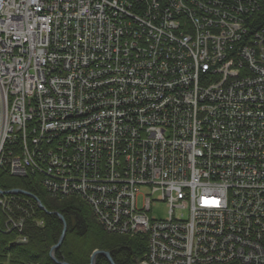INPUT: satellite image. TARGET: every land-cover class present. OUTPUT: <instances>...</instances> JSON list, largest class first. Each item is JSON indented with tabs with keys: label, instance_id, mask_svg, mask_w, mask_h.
I'll list each match as a JSON object with an SVG mask.
<instances>
[{
	"label": "built area",
	"instance_id": "obj_1",
	"mask_svg": "<svg viewBox=\"0 0 264 264\" xmlns=\"http://www.w3.org/2000/svg\"><path fill=\"white\" fill-rule=\"evenodd\" d=\"M260 5L0 0V167L145 236V264H264Z\"/></svg>",
	"mask_w": 264,
	"mask_h": 264
},
{
	"label": "trees",
	"instance_id": "obj_2",
	"mask_svg": "<svg viewBox=\"0 0 264 264\" xmlns=\"http://www.w3.org/2000/svg\"><path fill=\"white\" fill-rule=\"evenodd\" d=\"M253 31L264 28V0L260 9L249 20ZM0 188L8 191L24 189L36 195L51 212H59L66 223V235L62 244L54 250L56 258L71 264H90L94 250L109 251L116 264H140L146 260L147 240L142 236H126L108 233L98 222L92 206L81 198L53 197L42 184L39 175L18 177L0 167ZM26 207L31 217L26 218L25 229L6 232L3 223L5 210L0 207V264H58L51 257V249L59 241L64 230V222L57 214L46 213L35 200L24 195L16 196ZM22 202V203H23ZM15 212L18 210L13 208ZM23 215V213H22ZM36 221L41 224L37 225ZM27 238L19 243V236ZM96 264H111L109 259L98 254Z\"/></svg>",
	"mask_w": 264,
	"mask_h": 264
},
{
	"label": "water",
	"instance_id": "obj_3",
	"mask_svg": "<svg viewBox=\"0 0 264 264\" xmlns=\"http://www.w3.org/2000/svg\"><path fill=\"white\" fill-rule=\"evenodd\" d=\"M0 192L1 193H7V192L1 190V188H0ZM9 193H12V194H25V195H27V196H29L31 198H34L37 201L38 207L40 209L46 210V208L43 205L42 201L36 195L32 194L31 192H29L27 190L16 188V189H13V190L9 191ZM48 213L57 214L60 217V219L64 222V230H63V233L60 236L58 243L52 247V249H51V257L58 264H71V263L66 262V261H60V260H58L56 258V256H55V254H54V250L56 248H58L62 244V242L64 240V237L66 235V223H65V219H64L63 215L60 214L59 212H56L55 211V212H48ZM98 254H102V255L106 256L109 259V261H110L111 264H116L115 261L112 258L111 252L104 251V250H99V249L94 250V252L92 253L90 264H96V256Z\"/></svg>",
	"mask_w": 264,
	"mask_h": 264
},
{
	"label": "rangeland",
	"instance_id": "obj_4",
	"mask_svg": "<svg viewBox=\"0 0 264 264\" xmlns=\"http://www.w3.org/2000/svg\"><path fill=\"white\" fill-rule=\"evenodd\" d=\"M257 12H255L254 13V15L256 14ZM254 15H252L251 16V19L253 18V16ZM13 175V174H12ZM29 175H37V174H28V175H25V176H19L18 175V177H27V176H29ZM13 176H16V175H13ZM20 189V188H19ZM46 189V188H45ZM2 190V189H1ZM13 190V189H12ZM47 190V189H46ZM3 191H5V190H3ZM9 191H11V190H8V191H5V192H7V193H1L0 192V198H6V197H13L14 196V198L16 199V196H18V195H21V194H12V193H9ZM22 195H24V196H26V197H28V198H31V197H29V196H27V195H25V194H22ZM65 198H67V197H65ZM77 198V197H76ZM31 199H33V200H35L34 198H31ZM83 200V199H82ZM9 201V198H7V202ZM36 201V200H35ZM85 201V200H84ZM36 203H37V201H36ZM44 205V204H43ZM1 207H3L4 208V206H2V205H0ZM5 208H8L7 209V211H5V213L6 214H8V213H10V214H12V215H14L15 216V214H13L10 210H9V206H7V207H5ZM43 210V209H42ZM43 211H45L46 213H48V212H51V211H48L47 210V208H46V210H43ZM16 213V215L17 216H20L22 213L23 214H25L24 212H20V211H17V212H15ZM153 214L156 216V217H158V218H163V217H165V215H166V211H165V206H164V204H159L158 206H156L155 208H154V210H153ZM26 217L28 218V217H31V214L29 215H26ZM15 218H16V216H15ZM99 222V221H98ZM26 223H27V220H26ZM100 223V222H99ZM101 224V223H100ZM102 225V224H101ZM103 226V225H102ZM109 233V232H108ZM112 234V233H111ZM130 236V235H129ZM138 236V235H137ZM131 237V236H130ZM142 237H144V238H146L145 236H142ZM147 244H148V242H147ZM147 247H148V251H149V246L147 245ZM147 254H148V252H147ZM112 255V254H111ZM140 264H145L144 263V261L143 262H141Z\"/></svg>",
	"mask_w": 264,
	"mask_h": 264
},
{
	"label": "bare ground",
	"instance_id": "obj_5",
	"mask_svg": "<svg viewBox=\"0 0 264 264\" xmlns=\"http://www.w3.org/2000/svg\"><path fill=\"white\" fill-rule=\"evenodd\" d=\"M119 235V234H118Z\"/></svg>",
	"mask_w": 264,
	"mask_h": 264
}]
</instances>
